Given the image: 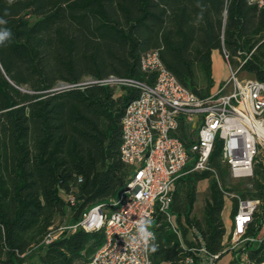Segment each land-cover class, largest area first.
<instances>
[{
  "label": "trees",
  "instance_id": "1",
  "mask_svg": "<svg viewBox=\"0 0 264 264\" xmlns=\"http://www.w3.org/2000/svg\"><path fill=\"white\" fill-rule=\"evenodd\" d=\"M0 18L7 21L0 27L12 33L0 46V264H80L104 241L101 230L78 228L43 242L58 216L73 224L95 204L109 207L130 173L119 155L121 117L138 90L122 86L115 96L114 86L85 81L108 75L151 81L140 57L156 50L179 83L204 97L213 84L212 51L225 49L237 73L264 82V5L256 1L0 0ZM197 67L204 88L195 80ZM221 145L216 138L209 156L215 172L183 173L168 209L155 210L151 229L159 249L149 253L152 264H189L190 256L197 264L188 227L200 233L209 253L221 250L219 185L234 190L227 187ZM203 179L208 194L198 218L194 205ZM251 182L250 189L236 191L264 200L261 159ZM69 193L74 204L64 196ZM248 257L264 262V245Z\"/></svg>",
  "mask_w": 264,
  "mask_h": 264
},
{
  "label": "built area",
  "instance_id": "2",
  "mask_svg": "<svg viewBox=\"0 0 264 264\" xmlns=\"http://www.w3.org/2000/svg\"><path fill=\"white\" fill-rule=\"evenodd\" d=\"M251 1H256L259 7L264 5V0ZM220 53L230 76L204 97L179 83L156 50L140 57L141 70L152 76L151 81L114 75L85 81L138 90L121 117L119 155L130 173L109 207L95 204L77 222L51 228L44 243L66 230H101L103 243L80 264H152L142 245L129 244L136 235L137 219L147 213L152 220L157 208L167 210L175 181L183 173L215 172L209 165V156L216 138L222 143L220 161L227 165L231 177L240 180L253 176L258 155L264 152V82L239 79L228 52L223 49ZM186 141H190L188 148ZM188 164L191 167L187 169ZM219 187L224 199H230L231 220L217 253H209L200 233L188 227L196 262L218 264L219 257L228 255L231 264H256L248 254L250 249L264 245V200ZM64 196L69 204H74L72 193ZM166 219L179 236L173 216L166 213ZM186 262L192 264L193 258L188 257Z\"/></svg>",
  "mask_w": 264,
  "mask_h": 264
},
{
  "label": "rangeland",
  "instance_id": "3",
  "mask_svg": "<svg viewBox=\"0 0 264 264\" xmlns=\"http://www.w3.org/2000/svg\"><path fill=\"white\" fill-rule=\"evenodd\" d=\"M233 61H230L232 67H236V59L233 58ZM212 61H213V65L214 67V77L215 78H220L221 84H223L224 82H226L230 76V70L228 67V64L226 63V61L224 60V58L222 57V62H219L217 55L214 54V58L212 57ZM237 77L239 79H248V78H253L248 72L244 71V70H239L237 73ZM195 80L196 82L199 84V86L201 88L205 87L206 81H205V77L202 73V71L197 67L195 69ZM219 85V86H220ZM115 88V92L114 95L117 96L121 93V87H117L114 86ZM258 159H261L262 161H264V152H261L258 155ZM228 184L227 187H233L234 191L236 190H243L246 191L247 188H251L252 186V182H251V178H245V179H240V180H236L234 178L231 177L230 173L228 172ZM208 194V180L203 179L202 181H200L199 185H198V189H197V196H196V201H195V205H194V214L195 216H197L198 218H200L202 216L203 213V203L204 200L206 198ZM230 199H224V205H223V209L221 212V216H222V220L224 222V226L227 227L228 224L230 223L231 220V215H230ZM67 224V220L66 218H62L61 216H58L55 220V224L54 226H60V225H65ZM218 264H231L229 262V257L228 255H223L221 257V259L219 260Z\"/></svg>",
  "mask_w": 264,
  "mask_h": 264
},
{
  "label": "clouds",
  "instance_id": "4",
  "mask_svg": "<svg viewBox=\"0 0 264 264\" xmlns=\"http://www.w3.org/2000/svg\"><path fill=\"white\" fill-rule=\"evenodd\" d=\"M14 0H8V4L11 5ZM5 15H8L7 9L5 10ZM203 19V13L198 16V21ZM7 21L3 18H0V26L6 25ZM12 38V33L7 27H0V46H6ZM151 219L148 217V214L145 213L142 218L137 219L136 221V235L134 238L130 239L129 244L142 245L144 252L147 253H156L159 249V244L156 242V234L151 231Z\"/></svg>",
  "mask_w": 264,
  "mask_h": 264
},
{
  "label": "crops",
  "instance_id": "5",
  "mask_svg": "<svg viewBox=\"0 0 264 264\" xmlns=\"http://www.w3.org/2000/svg\"><path fill=\"white\" fill-rule=\"evenodd\" d=\"M214 54L217 55V58L219 60V62H222V56H221V53L219 52V50L215 49L212 51V54H211V60H212V57L214 58ZM214 65H213V61H212V80H213V84H212V87L210 88V92H214L217 90V88L219 87L220 83L222 80H220V78H215L214 77ZM205 180H208V179H205ZM202 181V180H200ZM200 181L198 182V185L200 183ZM198 185H197V189H198ZM222 217V216H221Z\"/></svg>",
  "mask_w": 264,
  "mask_h": 264
}]
</instances>
